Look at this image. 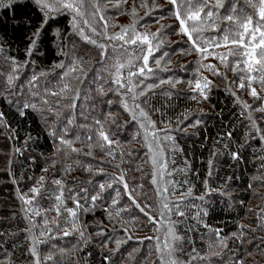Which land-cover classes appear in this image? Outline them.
Listing matches in <instances>:
<instances>
[{
  "label": "trees",
  "instance_id": "obj_1",
  "mask_svg": "<svg viewBox=\"0 0 264 264\" xmlns=\"http://www.w3.org/2000/svg\"><path fill=\"white\" fill-rule=\"evenodd\" d=\"M126 1L130 2L126 8L125 0L93 3L98 2L100 14L104 13L107 35L120 33L126 25L149 34L152 55L147 68L152 71L133 77L132 84L136 93L144 90L148 74L149 79L156 77L167 85L148 91L146 102L139 96L147 120L132 121L121 102L124 97L112 83L115 69L111 66L117 58L121 63L131 58L132 71L142 66V60L136 59L143 54L136 51L137 45L114 48L119 42L104 38L98 17L100 27L95 25L94 33L77 23L74 27L70 13L42 9L33 0L14 4L10 10L0 7V264H37V260L38 264H169L172 260L264 264V113L256 110L264 107V85L245 81L246 87L238 88L239 74L231 70V56L225 66L194 51L188 37L180 33L170 0H147V7L141 6L144 0ZM108 2L113 5L107 6ZM208 2L215 5L216 0ZM178 4L183 16V0ZM192 4L195 11L196 0ZM230 7L240 17L258 12L245 0L236 4L224 0L223 8L213 9L218 14L212 20L201 13L205 31L200 38L193 37L201 47L229 26L222 17ZM78 28H83V35ZM85 35L97 43H89ZM99 44L107 46L106 62H101ZM156 60H161L159 65ZM207 64L215 65L222 75L207 70ZM73 66L77 71L65 77ZM128 70H122L125 77ZM33 76L38 79L31 82ZM203 78L211 81L205 90L207 99L193 92L197 80L203 85ZM64 84L69 89L61 92ZM253 87L260 99L251 96ZM77 94L79 99L74 100ZM128 104L131 107V100ZM96 121L111 144L99 136ZM148 121L154 124L147 126ZM163 161L166 170L161 168ZM122 175L127 190L117 183ZM100 184L105 191L101 192ZM33 188H39L38 195ZM164 188L169 191L159 195ZM113 189L119 190V197ZM98 193L100 198L91 200ZM164 203L169 207L179 203L184 215L166 212ZM144 213L160 223L153 226Z\"/></svg>",
  "mask_w": 264,
  "mask_h": 264
},
{
  "label": "snow or ice",
  "instance_id": "obj_2",
  "mask_svg": "<svg viewBox=\"0 0 264 264\" xmlns=\"http://www.w3.org/2000/svg\"><path fill=\"white\" fill-rule=\"evenodd\" d=\"M24 0H0V7H3L5 9L10 10L13 5H19ZM33 2L40 6L42 9L51 10V11H57V10H64L69 11L73 13V25L74 27H78L76 24V21L84 15V12L82 11V5L84 3V0H57L58 8H53L52 5H50L47 0H33ZM126 2V0H125ZM232 4H236L239 2V0H231ZM248 7L252 9H256L258 7V12L254 11L251 15L248 13H243V16H236L234 13L236 12V9L233 7H230L228 10V13L222 17V20L229 22V26L225 27L222 34L217 37H212V39L204 40V47H201L199 43H197V39H194V34L197 38H200L205 31V28L202 26L205 24V20L202 19L201 13L204 14L205 17H207L209 20H212L215 15H217V12H214L213 9L219 10L224 7V0H216L215 5L208 2V0H196L195 8L196 10L193 11V4L192 0H183V6H184V15H181L180 11V5L178 4V0H170V3L175 8V18L178 21V26L180 33L183 35H186L188 37V40L192 44V48L194 51L198 52L203 59H207L208 56H213L215 59H217L221 64L227 66L228 57L231 56L234 61V66L231 70L237 72L238 79L240 83L237 85L238 88L244 89L246 87L245 81L248 82L250 85L252 81H258L262 85H264V0H258L257 3H253L252 0H245ZM90 4V15L95 19L98 17L100 21H102V27L104 28V38L106 40L112 41V42H119L118 45L114 43V48L116 46L120 48H125L126 46H132L137 45L136 51H139L143 53L140 56H137L136 59L142 60V66L136 67L135 71H132L131 69L135 66L133 63V60L130 58L126 62L121 63L119 58L116 59L115 63L111 66L115 69V72L113 73V81L112 83L116 86H118L115 90L124 97L122 99V103L124 105V108L131 114L132 121H136L137 119L143 118L147 120V113L144 111L143 108L140 107V104L138 103L139 96L145 97V102L147 100V91L141 90L139 93L135 92L136 85L132 84V78L141 75L143 76L146 69L148 72H151L152 70L150 68H147L148 64V58L150 55H152V42L149 39V34L147 32L145 33H138L135 30L134 25H126L122 27V30L120 33H116L114 35H107V21L104 20V17L99 12L100 5L98 2L93 3L92 0H89ZM143 7H147V0H144V3L141 5ZM205 8L208 9V11H204ZM133 14H135V8H133ZM45 15L49 16V18H52L49 14V12H46ZM253 16H256L255 22L253 21ZM47 19L43 21V24H47ZM85 24H87V21H84ZM189 23H191V28L189 27ZM129 28L132 30V34L129 35ZM78 30L83 35V28H78ZM217 29L215 27L212 28V31H216ZM92 32H96L95 28L91 29ZM39 35L38 32L33 37V45L35 44L36 37ZM96 35H100V33H96ZM155 36L156 34H152ZM85 40H88L89 43L96 44V40L91 39L89 36H84ZM209 46L211 47V50H209ZM227 48L228 51L226 53H221L216 51V49L219 48ZM98 48L100 49V55H101V62H106V57L108 55L107 46L105 44H99ZM30 51L26 53V55H30ZM259 57V59H257ZM155 63L157 65L160 64V60H156ZM61 68H64L65 66L62 64L60 65ZM204 67L213 72L217 76H221L222 73L219 72V70L216 68L215 65L207 64L204 65ZM129 69L127 72V76L125 77L123 73V69ZM77 71L76 67H70L63 75L67 77L70 73H75ZM105 71H109L108 68H105ZM255 72V75L252 73ZM78 78V77H77ZM38 77L33 76L32 81L34 82L37 80ZM204 83L201 84L200 80H197L195 83V87L193 88V92H199L203 96L204 99H207V95L205 94V90L208 89L209 85L211 84V81H208L207 78H203ZM9 82H11V77L9 78ZM30 82V83H31ZM180 81H176V83H179ZM161 83H165V81H161ZM146 89L151 90L153 87L152 85L145 86ZM69 89L68 84H64L63 88L61 89V92H64L65 90ZM120 89H125L123 93H120ZM251 96L255 97L257 99H260L256 89L253 87L251 89ZM51 95H59V93H51ZM79 99V95L77 94L76 97L73 98ZM131 100L132 104L131 107L128 104V101ZM44 103H47L45 100ZM246 108H251L250 105H247L245 103L244 105ZM25 108L34 107V105L25 104ZM72 107H75V104L73 103ZM257 111H260L264 113V107L256 109ZM22 114V113H21ZM3 118V113L0 112V119ZM109 119H111V114H109ZM71 121H69L70 123ZM198 123V121H197ZM96 124L100 126L101 131L99 132V136L106 141L108 144H111L112 141L109 140V137L107 133H105L103 129V125L100 123V121H96ZM154 122L148 121L147 126L153 125ZM142 128H146V125L144 123H141ZM253 127H257L253 123ZM159 131L167 132V129H160ZM153 137L157 139V145L159 147V138L157 137V133H152ZM230 136L231 133H228ZM145 140L148 138V132L145 131L144 137ZM169 137H165V139H168ZM91 140V137L88 138ZM63 142V141H62ZM70 143V142H68ZM103 147V145H101ZM90 154V153H89ZM111 154V153H110ZM233 158H238L237 154L233 153ZM153 163L155 164L156 161L153 160ZM166 161H163L161 163V168L166 170ZM43 177H41V180ZM56 183H59V181H56ZM117 183L123 184V187L125 190L128 189V184L124 180L123 175L119 178ZM153 184H156V178L155 175L153 176L152 180ZM99 188L101 192L105 191V186L103 184L99 185ZM108 188H112V184L109 183ZM39 188H33L32 192L35 194H39ZM80 191H87L86 189H81ZM113 191L116 192V197H119L120 192L117 189H113ZM169 190L168 188H164L162 192L158 190L159 195H163L164 193H167ZM190 192V189H189ZM125 195L129 197V199L132 201L133 205L136 207H140L139 204L136 203L135 199L132 196V193L129 191L125 192ZM100 198V194L98 193L95 196L91 197V200L95 201ZM26 203H31V200H26ZM112 203L117 204L118 200L113 199ZM75 204L77 207H80L79 200L75 201ZM163 209L166 212H173L175 211V214L178 216H183L184 213L180 211V205L179 203H174L172 207H169L168 203L163 204ZM57 214L59 215L60 209L57 207L56 209ZM67 212L70 213L71 216H75L76 213L72 209H67ZM141 212H144L143 208H140ZM39 214V213H37ZM147 217L150 224L155 226L156 224L160 223V221L157 220L156 217H152L148 215L147 213H144ZM161 219H163V212L161 213ZM74 226V221H69ZM261 226H264L262 224ZM241 228L245 227L243 225L240 226ZM169 232L171 233V229H169ZM65 236L70 235L68 231H64L63 233ZM81 235H83L81 233ZM216 235L220 242H223V238L219 236V230H216ZM236 234H233L235 236ZM145 239H152L151 237H146ZM159 244V238H156ZM173 239L175 240L176 237L173 236ZM165 248L169 250V252L172 251V249L168 248L167 240H165ZM226 247V245H224ZM158 250L159 247H158ZM35 250L33 249V252ZM199 259H207V257H198ZM161 260H163V257L161 256ZM38 264V260H37ZM169 264H177V261L172 260L169 262ZM191 264V262H190ZM240 264H243L241 261Z\"/></svg>",
  "mask_w": 264,
  "mask_h": 264
},
{
  "label": "rangeland",
  "instance_id": "obj_3",
  "mask_svg": "<svg viewBox=\"0 0 264 264\" xmlns=\"http://www.w3.org/2000/svg\"><path fill=\"white\" fill-rule=\"evenodd\" d=\"M94 0H92V2H93ZM47 2L50 4V5H52V7L53 8H58V4H57V0H47ZM107 6H112L113 5V3H111V2H108L107 4H106ZM125 5V8L127 7V6H129L130 5V2L129 1H126V3L124 4ZM49 11H51V10H49ZM57 11H63V10H57ZM57 11H52V12H57ZM82 11L84 12V15L82 16V17H80L77 21H76V23L79 25V26H83V28H89V29H92V28H94V26L95 25H97V26H99L100 27V24L98 23V20L95 18H93L89 13H90V11H91V9H90V4H89V0H84V3H83V5H82ZM66 12H68V13H70V15H72V17H73V13H71V12H69V11H66ZM103 16H104V13H101ZM236 16H240L239 14H237ZM121 20H124L125 21V19H121ZM84 21H87L88 23L87 24H85L84 23ZM228 24H229V22H228ZM160 62H161V60H160ZM162 65V64H161ZM161 65H160V67H161ZM155 81V82H154ZM147 85H152L153 87L151 88V90H148V89H146V87L145 86H147ZM167 84L166 83H161V81L160 80H158L156 77H153V78H151V79H149V75L148 74H145V82L143 83V89L145 90V91H152V90H155V89H157V88H159V87H161V86H166ZM170 137H172V134L170 135ZM164 139H165V137H163ZM165 230H166V228H165ZM164 230V231H165Z\"/></svg>",
  "mask_w": 264,
  "mask_h": 264
}]
</instances>
